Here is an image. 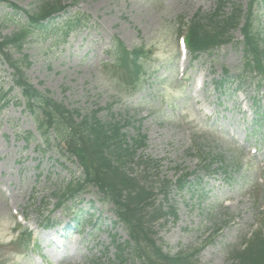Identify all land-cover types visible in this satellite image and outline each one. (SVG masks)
Listing matches in <instances>:
<instances>
[{
	"label": "rangeland",
	"instance_id": "374dc122",
	"mask_svg": "<svg viewBox=\"0 0 264 264\" xmlns=\"http://www.w3.org/2000/svg\"><path fill=\"white\" fill-rule=\"evenodd\" d=\"M8 1L31 13L60 1L65 10L50 23L54 25L85 16V23L64 43H52L55 37L38 31L27 37L21 51L11 48L15 57L26 58L27 81L71 110L96 111L102 122L120 123L128 144L133 145L138 132L146 136L145 146L135 147V161L128 166L153 187L156 204L167 207L165 219L153 229L164 251L198 253L199 264H232L233 257L236 261L242 251L238 246L259 225L258 206L264 204V183H259L264 182V79L249 75L239 92L229 82L222 91L214 90L212 80L224 67L235 73L243 64L242 25L233 30L230 43L192 61L189 52L184 60L181 52L178 57V26L197 12H213L218 0ZM230 2L241 4L244 12L249 9L250 0ZM231 7L229 3L225 12ZM254 10V27L264 36V0ZM25 19L0 2L3 35L16 32ZM245 20L244 15L241 22ZM116 39L129 50L142 45L149 51L142 60L147 76L135 91H125L122 75L108 68ZM184 77L188 80L183 82ZM0 88L9 91L10 99L0 107V262L117 263L115 244L129 236L114 205L91 184L58 208V195L72 180L84 179L83 169L73 157L74 149L68 151L69 142H62L54 130L49 143H42L37 122L1 55ZM145 158L156 163L145 165ZM185 174L186 185L179 188L175 181ZM73 212L79 213L80 227L72 224ZM19 223L34 234L31 250L10 245L24 240L27 227L21 229ZM61 224L64 233L73 232L64 238L70 248L63 252L44 237L42 228ZM258 237L264 238V225ZM78 241L75 256L59 261ZM126 252L130 257L132 249ZM131 259L136 263L133 255Z\"/></svg>",
	"mask_w": 264,
	"mask_h": 264
},
{
	"label": "trees",
	"instance_id": "16d2710c",
	"mask_svg": "<svg viewBox=\"0 0 264 264\" xmlns=\"http://www.w3.org/2000/svg\"><path fill=\"white\" fill-rule=\"evenodd\" d=\"M1 1L10 4L16 13L22 12L26 18L11 35H3L0 30V55L12 69L13 82L20 88L25 104L37 122L41 140L43 144L49 143L51 131L54 130L59 139L75 145L74 155L83 167L84 179L70 182L61 192L59 204L72 199L83 191L85 186L92 184L98 188L106 202L114 205L117 218L125 224L131 238L116 244L118 264H130L123 254L127 253L128 249L138 254L141 264H196L189 254L165 253L154 239L155 223L163 219L167 212L163 206L156 204L153 187L144 184L137 175L130 174L128 166L135 161V147L145 146V136L138 133L137 137L133 138L134 147L126 143L120 123L102 122L97 118L96 111L82 114L79 110H71L48 97L27 81L24 73L26 58L15 57L12 53L11 48L21 51L27 37L38 31L46 38L55 37L52 43H64L71 33L85 23V16L75 15L54 25L50 23L65 9L60 1L45 4L35 13L8 0ZM228 1L218 0L216 10L210 15L197 13L191 20L186 39L193 52L212 51L230 41L231 31L240 25L244 14L242 6L234 3L231 12L225 14L223 9ZM258 2L259 0H251L246 13L243 50L245 71L255 72L264 78V38L259 29L254 30V8ZM148 53L142 45L129 50L123 42L118 39L114 41L108 68L113 74L122 75L121 84L125 86V91L138 87V83L146 77L147 71L145 72V63L142 60ZM8 93L9 91L5 92L0 88L1 108L10 102ZM141 162L156 163L154 159L149 158ZM182 182L183 179L180 178L179 183ZM24 234L27 235V232ZM27 240L29 241V237ZM257 242L258 245L242 256L241 264L264 262V238L260 237Z\"/></svg>",
	"mask_w": 264,
	"mask_h": 264
},
{
	"label": "bare ground",
	"instance_id": "6f19581e",
	"mask_svg": "<svg viewBox=\"0 0 264 264\" xmlns=\"http://www.w3.org/2000/svg\"><path fill=\"white\" fill-rule=\"evenodd\" d=\"M74 249H76V247H74ZM74 255V254H73Z\"/></svg>",
	"mask_w": 264,
	"mask_h": 264
}]
</instances>
